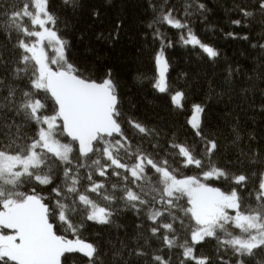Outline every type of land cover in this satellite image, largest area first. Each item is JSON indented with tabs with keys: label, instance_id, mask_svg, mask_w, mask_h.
I'll list each match as a JSON object with an SVG mask.
<instances>
[{
	"label": "snow or ice",
	"instance_id": "obj_1",
	"mask_svg": "<svg viewBox=\"0 0 264 264\" xmlns=\"http://www.w3.org/2000/svg\"><path fill=\"white\" fill-rule=\"evenodd\" d=\"M61 3L73 15L80 7L78 0ZM149 7L147 27L157 43L152 87L182 111L186 93L166 86V51L179 44L212 60L220 55L191 26L193 17L206 19L207 8L185 0L177 18L168 0H150ZM237 10L242 18L233 25L264 27V0ZM60 23L51 0H0V264H77L75 254L87 264H103L105 255L111 264H172L173 254L177 264H264V149L252 147L255 137L242 146L240 124L229 114L230 160L219 140L204 132L205 104H194L185 121L191 141L125 117L112 69L93 78L89 67L70 62ZM70 23L66 17L65 30ZM121 25L96 40L115 42ZM163 25L180 30L176 41ZM252 47L264 52V43ZM234 71L229 68L228 76ZM255 88L250 78L244 95ZM243 164L254 170H241ZM191 167L196 175L182 174ZM125 213L137 223L120 239L117 220ZM90 224L116 226L107 253L81 238ZM207 239L216 241L215 260L197 250Z\"/></svg>",
	"mask_w": 264,
	"mask_h": 264
},
{
	"label": "trees",
	"instance_id": "obj_2",
	"mask_svg": "<svg viewBox=\"0 0 264 264\" xmlns=\"http://www.w3.org/2000/svg\"><path fill=\"white\" fill-rule=\"evenodd\" d=\"M51 2L53 10L60 16L61 33L70 42L68 59L77 66L89 67L93 78L102 77L107 68L112 69L125 117L139 120L150 128H160L164 133L174 130L182 140L191 141L192 132L185 121L193 114L194 104H205L204 132L210 138L215 136L219 140L228 159H235L231 147L234 134L231 124L225 122L229 114L232 123L238 120L240 124L244 137L242 146L249 143L248 136H254L252 147L264 149V113L259 111V105L264 100V52L252 47L258 42L264 43V40H260L264 27L258 23L249 24L248 27H237L231 23L234 19L242 18L238 6L254 3V0H200L207 8L206 19L202 22L198 16L193 17L191 26L202 41L219 51L220 55L215 60L192 46L177 44L167 49L170 69L166 74V86L186 93L182 111L170 104L167 93H160L152 87L157 75L152 59L157 43L147 27L153 18L150 0H78L80 7L74 15L63 9L61 0ZM151 2L160 3L162 0ZM168 3L177 10L174 12L176 17L181 18L185 0H168ZM95 11L100 13L99 18L92 15ZM66 17L71 20L67 30L63 27ZM118 21L122 22L118 40L110 43L96 40V34L100 32L107 35L115 31ZM161 30L167 32L173 41L178 39L180 30L168 25L161 26ZM228 32L236 33L237 37L247 35L248 39L226 38L225 33ZM48 52L52 54L50 50ZM229 68L238 71L229 77ZM250 78L256 88L245 96L243 89L249 87ZM125 128L131 135L136 134L134 129H127V125ZM240 169L254 170L247 164L240 165ZM181 171L187 176L196 175L198 170L191 167ZM210 183L224 191L229 187L219 181ZM44 194L47 195V192ZM117 223L120 225L119 237L124 239L125 229L131 235L137 220L131 213H125ZM117 234L115 225L90 224L82 232L81 238L107 253L108 245L115 242ZM197 250L200 254L212 255L215 260L216 241L207 239L203 246H197ZM75 257L77 264H87V258L81 254H75ZM102 260L103 264H111L107 255ZM172 264H177L175 254Z\"/></svg>",
	"mask_w": 264,
	"mask_h": 264
},
{
	"label": "rangeland",
	"instance_id": "obj_3",
	"mask_svg": "<svg viewBox=\"0 0 264 264\" xmlns=\"http://www.w3.org/2000/svg\"><path fill=\"white\" fill-rule=\"evenodd\" d=\"M50 50V52H52V50L50 49V48H46V51L48 52ZM49 53V52H48ZM6 232L8 231V230H5Z\"/></svg>",
	"mask_w": 264,
	"mask_h": 264
}]
</instances>
